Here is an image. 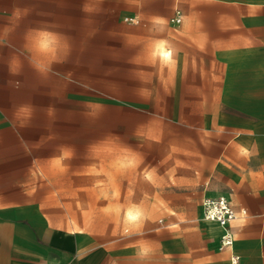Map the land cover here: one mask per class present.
<instances>
[{
	"label": "rangeland",
	"instance_id": "obj_1",
	"mask_svg": "<svg viewBox=\"0 0 264 264\" xmlns=\"http://www.w3.org/2000/svg\"><path fill=\"white\" fill-rule=\"evenodd\" d=\"M35 8L59 33L41 38L65 41L66 51L52 52L49 68L23 69L4 102L34 117L20 133L34 143L21 201L109 246L120 263L172 264L178 252L180 264H205L217 236L200 218L201 199L215 190L223 140L247 105L236 83L264 58V1L36 0ZM176 9L196 27L243 30L241 77L182 81L174 45L191 20L173 25Z\"/></svg>",
	"mask_w": 264,
	"mask_h": 264
},
{
	"label": "crops",
	"instance_id": "obj_2",
	"mask_svg": "<svg viewBox=\"0 0 264 264\" xmlns=\"http://www.w3.org/2000/svg\"><path fill=\"white\" fill-rule=\"evenodd\" d=\"M35 4L36 0H0V264H131L118 262L109 246L88 242L75 230L55 223L41 206L37 209L21 201L18 181L29 171L34 143L20 133L34 128V117L4 102L12 99V85L24 81L20 79L23 69L49 68L51 53L66 51L65 41L56 40L52 46L51 39L41 38L59 37V33L50 19L37 18ZM151 15L164 16L158 11ZM183 16L191 20L182 11ZM187 23L191 26L181 29L174 45L183 82L227 83L229 76L243 75L244 33L237 24L212 30L194 26V20ZM247 64L259 70L251 71V80L238 81L234 88L237 99L247 105L238 109L242 118L229 130L232 136L223 140L221 162L212 176L215 190L202 195L225 194L231 201L236 213L230 223L233 245L218 249L220 229L201 219L213 225L217 236L216 251L207 253L205 264H233V255L239 257L236 264H264V58ZM239 65V72L231 73ZM204 76L212 79H199ZM245 148L250 151L245 153ZM172 264H180L178 252L172 255Z\"/></svg>",
	"mask_w": 264,
	"mask_h": 264
},
{
	"label": "built area",
	"instance_id": "obj_3",
	"mask_svg": "<svg viewBox=\"0 0 264 264\" xmlns=\"http://www.w3.org/2000/svg\"><path fill=\"white\" fill-rule=\"evenodd\" d=\"M126 21H136L134 16H125ZM182 14L176 9L170 17V22L174 25L181 23ZM201 219L215 223L220 232L218 234V249H230L233 245V231L230 227L231 221L236 217L233 205L225 194H207L201 199ZM239 257L233 255L231 262L236 264Z\"/></svg>",
	"mask_w": 264,
	"mask_h": 264
},
{
	"label": "bare ground",
	"instance_id": "obj_4",
	"mask_svg": "<svg viewBox=\"0 0 264 264\" xmlns=\"http://www.w3.org/2000/svg\"><path fill=\"white\" fill-rule=\"evenodd\" d=\"M219 228V227H218Z\"/></svg>",
	"mask_w": 264,
	"mask_h": 264
}]
</instances>
